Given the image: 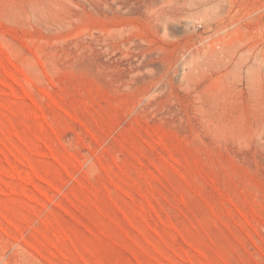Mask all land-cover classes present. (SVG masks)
Wrapping results in <instances>:
<instances>
[{"label":"rangeland","instance_id":"374dc122","mask_svg":"<svg viewBox=\"0 0 264 264\" xmlns=\"http://www.w3.org/2000/svg\"><path fill=\"white\" fill-rule=\"evenodd\" d=\"M0 264H264V0H0Z\"/></svg>","mask_w":264,"mask_h":264}]
</instances>
